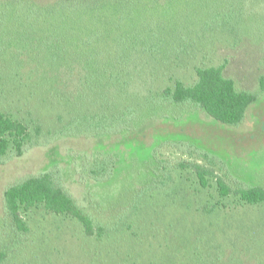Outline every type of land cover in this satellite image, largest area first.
Returning a JSON list of instances; mask_svg holds the SVG:
<instances>
[{"label": "rangeland", "instance_id": "obj_1", "mask_svg": "<svg viewBox=\"0 0 264 264\" xmlns=\"http://www.w3.org/2000/svg\"><path fill=\"white\" fill-rule=\"evenodd\" d=\"M103 8L95 16L86 10L31 20L0 13V80L46 83L29 107L25 101H4L9 114L31 128L40 124L44 137L41 146L23 157L0 161V252L6 254L0 264H264V204L244 206L234 195L221 198L214 180L202 189L187 163L208 166L187 156L190 151L212 156L228 179L264 188V91L259 83L264 76V0H110ZM128 37H141L157 48L154 52H163L167 41L196 45L189 42L186 56L166 64L141 54L139 62L149 60L160 69L147 71L148 78L155 74L151 81L157 91L177 79L191 84L197 67L227 60L226 76L238 89L257 94V100L241 124L227 127L192 105L178 116L148 109L143 96L141 122L131 132L58 136L74 112L59 98L62 85L109 78L103 56L118 53L105 43L110 39L119 49L121 39L127 43ZM77 94L71 91L67 97L72 100ZM136 97L133 93L134 102ZM183 141L187 155L177 149ZM100 155L117 159L113 179L105 184L89 181L84 164ZM158 158L170 162L173 182L124 213L142 181H149L145 188L150 190L154 181L167 178L155 175ZM55 167L79 207L104 226L121 223L118 233L102 240L88 238L75 220L42 206L23 214L27 233L19 236L8 227L5 191Z\"/></svg>", "mask_w": 264, "mask_h": 264}, {"label": "trees", "instance_id": "obj_2", "mask_svg": "<svg viewBox=\"0 0 264 264\" xmlns=\"http://www.w3.org/2000/svg\"><path fill=\"white\" fill-rule=\"evenodd\" d=\"M106 2L105 0H0V13L9 16L23 15L26 16V20L37 16H70L73 13H83L86 10L95 16L96 11L104 9ZM140 38L128 37L127 43L121 39L122 46L119 49L116 48V43L112 44L110 39L108 42L105 41V46L114 47L118 53V56L114 58L103 56L105 60L103 70L109 72V78L96 80L90 78L85 84L71 82L62 85L59 98L64 101L66 107H71L74 112L68 122L58 130V136L81 134L92 137L120 136L131 132L141 122L138 120L141 118V111H143V96H147L146 107L148 109H165L167 113L172 111L177 116L183 107L192 105L223 126H237L245 120L247 110L257 100V94L238 89L236 82L226 76L227 60L219 65L209 64L197 67L194 81L191 84L177 79L174 80L172 86L157 91L151 81L155 74L148 78L150 75L147 74V71L153 68L154 73L155 71L159 73L160 69L149 60L161 59V63L166 64L170 58L186 56L189 42L191 43L190 47L196 48V45L190 40L187 42L177 41L174 44L167 41L168 44L163 52H154L157 48L151 49V45ZM151 39H155V37ZM140 46H145V48L141 49ZM141 54L148 57L149 60L145 63L139 62L137 59L143 58ZM89 59L94 60L95 58L91 56ZM146 63L152 65L148 66ZM151 73L153 74L152 71ZM259 83L260 90L263 92L264 76L259 79ZM45 84H24V82H17L10 78L5 81L0 80V161L7 157L21 158L31 148L42 145L43 127L36 124L31 128L28 123L9 114L4 109V101L5 104H8L9 101L18 104L25 101V106L29 107L33 97L37 95L38 90L45 87ZM143 87L145 91L139 94ZM71 91L78 93V96L72 100L67 97V93ZM133 93L138 94L137 102L132 100ZM59 105L61 107L62 104L59 103ZM181 113L184 114L183 111ZM181 143L177 149L187 155L184 141ZM199 154L202 153L190 151L187 156L198 157L205 161L209 167L203 166L201 163H187L191 166L189 168L202 189H207L210 186V181L214 180L221 198L234 195L244 206L264 204V188L247 187L233 179H228L220 169L221 162L219 160L212 156ZM84 164L89 169L87 172L89 181L105 184L113 179L117 168V159L113 155H100L95 160H88ZM184 167L186 168V166ZM215 171L222 173L223 178ZM155 175L157 177L167 176V178L165 177L162 181H154L155 187L150 190L145 188L149 181H142V185L132 192L135 193L134 199L130 204L127 201L124 213L126 210L133 212L144 203V199L152 192L165 190L171 185L174 174L170 162L158 158ZM227 181L235 183L237 188L228 185ZM124 192L123 194H125ZM41 206L56 216L75 220L81 225L88 238L94 237L102 240L110 237L119 232L118 225H121V223H117L112 227L104 226L84 212L65 188L62 171L58 167L43 174L26 178L5 191L4 210L11 225H5L6 228L7 226L12 227V230L16 231L19 236L27 233L28 225L23 214ZM216 206L214 205V207ZM4 258H6V254L0 252V263L4 261ZM218 262L220 261L218 260Z\"/></svg>", "mask_w": 264, "mask_h": 264}]
</instances>
